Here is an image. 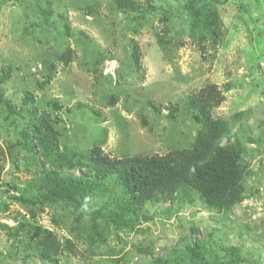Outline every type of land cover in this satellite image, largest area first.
<instances>
[{
	"label": "rangeland",
	"instance_id": "rangeland-1",
	"mask_svg": "<svg viewBox=\"0 0 264 264\" xmlns=\"http://www.w3.org/2000/svg\"><path fill=\"white\" fill-rule=\"evenodd\" d=\"M134 1L148 11L139 24L112 0H0V264H52L35 250L48 236L34 228L59 243L54 264H182L185 246L207 234L213 248L238 247L241 264H264V0H201L218 17L214 45L186 9L199 0ZM209 84L224 97L212 117L231 126L221 145L238 137L245 152L244 199L231 209L208 211L197 199L166 214L170 204L147 203L124 226L14 200L48 169L41 156L36 168L30 153L9 148L29 120L53 127L59 152L99 146L110 158L161 157L191 148L199 127L188 100ZM169 108H177L172 118ZM237 113L245 114L232 122ZM117 196L94 203L111 212Z\"/></svg>",
	"mask_w": 264,
	"mask_h": 264
},
{
	"label": "trees",
	"instance_id": "trees-1",
	"mask_svg": "<svg viewBox=\"0 0 264 264\" xmlns=\"http://www.w3.org/2000/svg\"><path fill=\"white\" fill-rule=\"evenodd\" d=\"M206 4L201 0L189 2L186 9L192 16L195 28L199 33L206 32L214 45L220 39L218 17ZM112 7L116 12L127 14L138 24L148 17L147 9L140 7L134 0H112ZM42 15L45 16V13ZM79 34L84 36L83 33ZM203 40L200 35L199 42ZM130 60L132 68L139 72L136 46L131 48ZM25 100L27 97H24L23 104ZM223 102L221 91L213 84L206 85L191 97L188 110L199 127L194 142L190 149L175 150L161 157L110 158L102 153L99 146H94L84 154L59 152L53 127L45 123L43 117L29 120L20 133L22 140L11 144L9 148L11 152L21 150L30 153L36 168L39 167L37 157L41 156L48 169L41 171L43 178L28 181L23 193L13 198L30 207L70 206L94 219L124 226L136 222L141 208L147 203L170 204L166 214L174 207L179 209L185 204L193 206L197 199L208 211H227L244 199V169L240 163L245 152L238 137L221 145L230 135L231 126L228 121L213 118L211 112ZM150 105L160 112L158 106ZM5 107L10 116L17 115L15 107L8 102ZM176 112L177 108H169L168 116L172 118ZM244 114L233 115L231 121H238ZM73 170H80L83 175L71 174ZM115 191L118 198L108 202L109 205H115V210L105 212L106 206L94 203L102 195L112 200ZM33 230L48 236L44 244H38L35 250L44 261L56 263L62 252L56 238L37 228ZM90 231L97 239L103 240L96 224H92ZM210 241L211 235L207 234L206 239L188 243L185 246L186 260L181 259L180 262L241 264L238 247L213 248ZM65 246L73 252L69 241L65 242Z\"/></svg>",
	"mask_w": 264,
	"mask_h": 264
}]
</instances>
